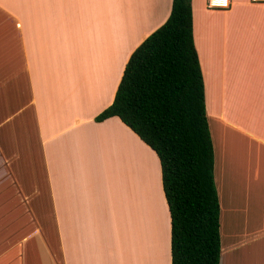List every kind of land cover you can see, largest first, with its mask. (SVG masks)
Wrapping results in <instances>:
<instances>
[{"label":"crops","instance_id":"0c3cea01","mask_svg":"<svg viewBox=\"0 0 264 264\" xmlns=\"http://www.w3.org/2000/svg\"><path fill=\"white\" fill-rule=\"evenodd\" d=\"M228 1H190L218 264H264V3ZM170 5L0 0V264H170L155 154L118 118L94 121Z\"/></svg>","mask_w":264,"mask_h":264},{"label":"trees","instance_id":"16d2710c","mask_svg":"<svg viewBox=\"0 0 264 264\" xmlns=\"http://www.w3.org/2000/svg\"><path fill=\"white\" fill-rule=\"evenodd\" d=\"M191 0H171L166 21L129 55L111 104L156 156L169 215L170 264H218V200Z\"/></svg>","mask_w":264,"mask_h":264},{"label":"built area","instance_id":"2783aa9c","mask_svg":"<svg viewBox=\"0 0 264 264\" xmlns=\"http://www.w3.org/2000/svg\"><path fill=\"white\" fill-rule=\"evenodd\" d=\"M252 3H260L264 0H250ZM228 0H206L205 6L207 9H226L228 7Z\"/></svg>","mask_w":264,"mask_h":264},{"label":"rangeland","instance_id":"374dc122","mask_svg":"<svg viewBox=\"0 0 264 264\" xmlns=\"http://www.w3.org/2000/svg\"><path fill=\"white\" fill-rule=\"evenodd\" d=\"M208 39H209V37H205V35L203 36V45H204V47L206 46L205 44H204V42H208L209 43V41H208ZM210 44V43H209ZM211 50V49H210ZM207 102V101H206ZM204 105H206V104H204ZM208 108L209 107H206L205 106V115H206V119H207V122H208V126H209V129H210V125H209V111H208ZM210 110V109H209ZM146 163V162H145ZM147 166L148 167H150V164L148 165L147 164ZM146 176H148L149 178H152V176H151V171H150V169H149V174H147ZM156 212H158V210H156ZM157 214V213H156ZM156 232V231H155ZM156 234H157V232H156ZM156 234H155V236H156ZM160 237H159V235L157 236V239H155V247H160Z\"/></svg>","mask_w":264,"mask_h":264}]
</instances>
